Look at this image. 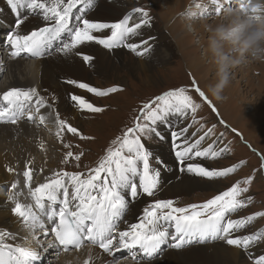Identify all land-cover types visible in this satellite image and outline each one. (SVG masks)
<instances>
[{
    "label": "snow or ice",
    "instance_id": "snow-or-ice-1",
    "mask_svg": "<svg viewBox=\"0 0 264 264\" xmlns=\"http://www.w3.org/2000/svg\"><path fill=\"white\" fill-rule=\"evenodd\" d=\"M219 14L223 10L221 0H214ZM231 3V0H227ZM6 5L15 14L14 28L7 34L6 43L10 48L11 58L28 54L32 57L51 55L54 42L59 46L55 53L68 55L75 52L82 55L81 46L95 43L107 50L126 47L137 56H145L152 51L149 42L153 37L129 42L139 35V30L150 24L149 12L143 7H136L115 22H101L88 18V9H92L95 0H5ZM79 15L74 18V10ZM240 11L250 22L264 20V6L253 4L252 0L240 4ZM138 15V22L133 15ZM30 15L38 16L42 24L27 32L21 28ZM75 19V23H73ZM246 26L244 24L229 33L230 37L240 40ZM108 30L110 34H98ZM259 34L250 33L244 41L249 47L257 41ZM85 62L94 58L83 55ZM67 85L86 90L97 97H104L121 90L118 87L100 88L75 79H67ZM192 87L203 100L211 105L207 95L193 79ZM69 99L79 111L100 113L103 107L96 106L88 98L75 92L69 93ZM53 105L36 87H11L0 92V123L18 124L21 120H38L44 124L48 116L41 109L52 108ZM198 103L189 94L186 87L165 90L159 95L143 103L138 114L133 118L131 126L126 127L121 135L111 141L103 156L94 167L86 172L68 171L64 168L56 170L45 177L44 182L33 183V161L25 163L22 172L23 189L18 193L20 181L11 183L7 200L12 202L11 214L30 230L35 246L28 243V238L18 237L9 231H0V264H38L42 259V251L55 249L57 256L61 251L80 249L85 242L97 246L102 253L115 257L123 250L132 253L133 258L152 261L163 252L168 244L174 249H181L192 243H205L208 240L223 241L244 253L264 244V232L240 234L257 217H264V211H257L246 217L233 219L232 214L246 208L252 197L246 196L254 177L238 179L225 190L219 191L201 203H189L178 206L173 199H155L161 182L163 161L156 158L147 142L156 136L163 140L158 131L160 125L170 121V117L187 118L189 113L195 119ZM213 110L215 108L213 106ZM57 127L56 136L63 141V134L70 133L82 140L92 139L83 136L77 127L60 117L59 111L54 114ZM186 126L172 131V149L180 173L191 174L207 180L224 178L236 171L238 165L224 168H209L197 162L196 158H216L228 151L227 147L219 151L213 145L201 147L202 142L213 132L208 128L203 135L194 141L189 140V128ZM43 147V145H41ZM71 149V144H65ZM78 147V145L76 146ZM83 152L68 150L62 163L69 164L74 159L79 167ZM241 164L244 162L241 161ZM9 172H15L9 167ZM45 170L40 169L43 173ZM260 171H264V163ZM19 175V174H17ZM26 189V199L30 203L20 202L18 196ZM143 197L154 198L136 217L135 222H128L126 217L130 205ZM125 224V227H121ZM41 237L51 239L47 248ZM11 241V242H9ZM252 264H264V254L249 255ZM84 264H96L90 255ZM139 264V262H138Z\"/></svg>",
    "mask_w": 264,
    "mask_h": 264
},
{
    "label": "rangeland",
    "instance_id": "rangeland-1",
    "mask_svg": "<svg viewBox=\"0 0 264 264\" xmlns=\"http://www.w3.org/2000/svg\"><path fill=\"white\" fill-rule=\"evenodd\" d=\"M99 1L100 0H95L94 7L87 10L88 18H93L95 14H97V12H100L99 10H97V8L99 7ZM169 1H171L173 4L177 2V0ZM202 1V6L198 7L197 10H193L191 14L192 16L196 14V17L193 16L196 21L209 19V25L204 26L203 24H201V26L204 27L200 29L198 38L196 37L195 40V36L193 37L195 33L192 32V35L186 32L188 36H185V38L188 37L187 39L189 42L192 40L190 42V46L195 51V60L199 61L195 64L198 65L201 70L208 71L207 82L209 86L215 85L217 83L219 79L218 73L221 66L223 64L228 65V82L219 93L221 97L219 99L220 101H216L212 97H209V93L207 92V94L205 92L201 82L192 74L191 71H189L187 63H190V59L192 58H188L185 55L179 53V47L176 46L178 38L176 36H173L171 31L173 25V23L171 22L174 19L169 20L168 27L165 26L168 30L164 27L162 19L159 15V10L163 9L162 12L167 11L166 2L164 0H160V2H158V5L156 6L153 3V0H127V2H124V4L128 3L126 5V7L128 8L125 14L131 12L133 8L143 7L149 12L151 17L150 24L142 27L139 30V35L133 38L140 40L153 37L154 39L149 41L152 44V47H156L159 45V47H162L163 50L165 49L164 54L167 56V58L164 61L157 60L158 57L154 56L151 58V52L149 53V56L148 54H146L145 56H137L136 53L132 52L126 47H121L110 51L111 58H113L114 61L116 60L117 62H119V60H121L123 62L125 60L126 62L142 58V60L151 61L149 63L152 64L153 68L147 72H144V70L137 68L127 69L118 64V69L115 70L114 73H109V75L105 77L101 74H98L97 72H92L93 77L90 78V80H87L89 81L90 85L100 88L118 87L121 89L104 97H97L93 94L87 93L86 90H80L77 88V92L84 93L86 98H88L96 106L103 107L104 111L100 113H91L78 110L75 113L73 109L74 106L73 104H71L72 109L70 108L69 110H66L63 114L61 112L60 117L62 119H66L70 124H72V126L77 127L83 134V136L91 137L92 139L82 140L79 136H74L70 133H64L63 141H61V139H58L61 144V148L55 149L52 146V140L53 138H55L57 132V127L54 122L55 111L51 110V108H48L49 110H47L46 115H49L51 117L52 125L49 129L46 128L44 130L47 142L46 144H43L42 148L44 151V157L48 159L51 157L53 158V160L57 161L55 164L56 166L54 165L52 166V168H50L52 172L61 168H64L68 171L79 170L82 172H86L88 168L94 167L99 158L104 155L105 150L110 145L111 141L114 140L117 136L121 135L122 131L126 127L131 126L133 118L138 114V109L143 103L152 99L154 96L161 94L165 90L183 86L189 89V94L193 97L196 103L200 105L195 114V119H193L191 113H189L186 119L178 118L175 116L170 117V121L168 124L164 123L165 125L162 124L158 128V131L161 133L164 139L161 140L158 137L153 136L147 142L148 147L153 152L154 156L158 157L159 160L163 158V154L169 156L172 163L176 165L174 166L175 169L173 170L178 171L176 158H174V151L172 149V137L170 135L171 131H178L180 128L190 125L191 127L189 128L188 138L189 140H195L196 138H198V136L192 134L199 133V135H203L204 131H206L208 128H213L214 126L213 132L205 139V141L202 142L201 146L207 147L209 144H212L213 150H216V148L219 146L220 149L227 147L228 151L226 153H222L220 156L212 160L210 159L211 157L202 159V164L206 167L217 169L229 167L232 165H238V167L235 172L230 173L224 178L207 180L198 177V180L203 182L209 181L210 183L220 182L222 187L220 186L221 188L218 190L219 192L231 186V184L238 179H244L248 176H253L254 179L249 187V192L245 194L246 196L252 197V202L246 208H243L238 212L232 214L231 218L236 219L246 217L254 212L264 211V171H260L261 164L264 163V111L262 112L260 108V106L262 107L263 105L262 96L259 93V88L263 86L262 80H264V43L260 45V48L257 49V54L254 56L250 51H244L243 53H241L240 51L241 49L245 48L244 41L247 39V37L236 40L234 37L229 36V33H231L233 29L238 28L243 24V21L246 20V16L240 11V4L242 2L246 3V0H231V3H228L227 0H221V3L223 4V10L219 14L215 12V8L217 7V5L214 0ZM252 3H254V0H252ZM203 5H206V8L203 9L204 11H201ZM3 6L5 7V4L0 3V23L6 22L4 18L9 19V26L6 24L8 28L6 30L0 31V44L4 45L5 48V43L2 40L4 37H6V32L13 28L14 15L3 8ZM78 12L79 6L78 9L74 10V18L76 15H78ZM187 12H190V10L185 9V13L182 12L183 14L176 15V20L181 19L179 17H182L183 19L184 15H186ZM125 14H123L121 17L123 18ZM258 14L264 15V12ZM97 17L98 16H96V19H98ZM138 19V15L134 14L133 21L138 22ZM102 20L105 21V19ZM106 21L108 22L111 20ZM73 23H75V19H73ZM184 24L188 25L190 29L192 28L190 24H186L185 22ZM245 31H247V29H245ZM183 33L185 34V32ZM183 33L180 31V35ZM203 35L205 36L206 45L205 43L200 44V37H202ZM133 38L130 40L131 42H133ZM58 43L59 41L54 42L52 53L55 52L54 48L59 45ZM86 53L87 55H89L87 51L85 52V54ZM121 53L123 57L121 56ZM207 54L208 57H206ZM96 58L99 59L98 56H96ZM210 59L214 60V62H211ZM36 60L37 59H35V57H29L25 60V63L29 66H32V64H34ZM82 62L88 69L90 67L93 68L92 65H89V62H85L84 60H82ZM8 71H4L1 73L0 84L5 83L4 81L6 79V76L8 77ZM193 79L196 81L197 85L200 88L202 87L201 90L205 92L208 100L211 101V105L207 101L203 100V98L200 97L192 87ZM63 81L65 83L66 80ZM34 83L35 85L37 84V82ZM43 93L44 97L47 99L54 92L48 89ZM229 94L232 98L231 100H234V103H236L237 106H242L244 108L245 114L250 111V108L257 105V112H249L246 114H250L252 117H256L255 119H257V123L258 121H260V123L257 124L258 129L257 126L254 127L255 131L252 134L254 141L246 139L245 136L238 129L229 124L221 114V104H223V102H228V100H225V97ZM67 101L72 103L70 100ZM213 106L215 108V111L213 110ZM241 118L243 117L239 116L240 121ZM32 122L36 123L35 121ZM36 126L40 125H37L36 123ZM65 144H71L73 147L71 149H67L64 147ZM44 145H46V150L44 148ZM77 145L78 147H76ZM68 150L73 151L74 154L81 151L84 153L81 157V160L78 162V168L77 162L74 159L69 164L62 163L65 153ZM161 161H163V159ZM241 161H243L244 163L241 164ZM164 164H166V162ZM166 166L169 169L170 164H166ZM40 169L41 168L35 170L34 177L41 183L44 182L46 173L45 171L41 173ZM17 174H19V171L16 172V175ZM179 176L192 177L191 174L187 175V173H182ZM170 182L172 181L170 180L169 183ZM218 192L215 189L210 188L209 190L207 188H205V190L197 188L196 190L189 192L190 194L188 193L181 195L177 194L176 196H166L159 188L155 197H157V199H173L176 201L178 206H183L189 203H201L218 194ZM18 193L20 192L18 191ZM143 198L145 199L147 197ZM150 201L151 200H148V202ZM30 202L31 200L29 198L28 203ZM21 227L22 228H20V230H28V234L26 233L27 235H24H26V237L28 238V243L32 246H35V241L32 239L30 230L27 229L23 224ZM0 229H2V227H0ZM257 231L264 232V217H257L255 220L250 222L247 228L242 230L240 234H253ZM41 240L45 248H47L49 238L47 240ZM84 246L86 247L87 244H85ZM165 246L166 244L163 246V248ZM51 250L56 251L55 249L51 248H49L47 252L41 250L42 259L41 261H39L40 264H47V260L51 256L49 255L51 253ZM61 252L59 253V255H61ZM71 252H73V250H69L65 253ZM127 254L130 253L123 252L122 254H117L118 256L115 255V257L112 258H121L119 263H114V261L111 260L110 263L106 264H126L128 260H132V258H128L130 255ZM260 254H264V244L250 249L248 253H244V256L242 257V264H252V261L248 258L249 255ZM161 257L162 256H159V259H162ZM133 260L138 263L139 258H135ZM78 264H84V261L79 260Z\"/></svg>",
    "mask_w": 264,
    "mask_h": 264
},
{
    "label": "bare ground",
    "instance_id": "bare-ground-1",
    "mask_svg": "<svg viewBox=\"0 0 264 264\" xmlns=\"http://www.w3.org/2000/svg\"><path fill=\"white\" fill-rule=\"evenodd\" d=\"M0 1L1 4H5V7L3 6V8L8 10L10 13H13L10 10V8L6 5L4 0H0ZM164 1L167 4V11L162 12L163 9L159 10V15L160 18L162 19L164 27L169 26L168 25L169 20H173V19L175 20L171 22L173 23L171 31H172V35L178 38L176 46L179 47V53L185 55L188 58L189 57L192 58L190 59L191 60L190 63H187L189 71H191L192 74L201 82L205 92L209 93V94L207 93L209 97H212L216 101L219 100L215 96H213L209 91V84L207 82L208 71L201 70L200 67L195 64L196 62L199 61L195 60L196 59L195 57L196 54H194L195 51L190 46L191 44L190 42L192 40L189 42L187 39L188 37L185 38V36H188V34H191L192 32L195 33L193 35V37L195 36L194 37L195 40L196 37L198 38V33L200 32V29L204 26L209 25V19L208 20L204 19L203 21H196L193 18V16L196 17L195 16L196 14L193 16L191 14L193 10H197L198 7L202 6L203 1L177 0L175 4H173L169 0H164ZM124 2H127V0H100L98 2L99 7L97 8V10H99L101 13L97 12V14H95V16L92 19H96V16H98L97 17L98 19L96 20H100V21H104L102 19H105V21L111 20L108 22H113L118 20L123 14L127 12L126 10L128 7H126V5L128 3L124 4ZM158 2H160V0H153V3L156 6L158 5ZM253 4H260L264 6V0H254ZM205 8L206 5L205 6L203 5L201 11H204L203 9ZM185 9L190 10V12H187V14L184 15L183 19L182 17H179L181 19L176 20L175 16L178 14H183L182 12L185 13ZM120 19H122V17ZM4 20L6 21L5 23L3 22L0 23V31L6 30L9 26L8 23L9 19L4 18ZM184 22L186 24H190L192 28L190 29L188 25L184 24ZM41 24L42 21L38 16L30 15L29 19L22 26L21 31L27 32L34 27L41 26ZM201 24H203L204 26H201ZM180 31L182 33L185 32V34L183 33L180 35ZM186 32L188 34H186ZM98 34H110V33L108 32V30H104L103 33H98ZM132 41L139 42V39L133 38ZM204 43L206 45L205 36L203 35L202 37H200V44H204ZM152 50H153L151 51L152 56H150L151 58L153 56L158 57L157 60H162V61H164L167 58V56L164 54L165 49L163 50L162 47H159V45L156 47H152ZM78 51H80L81 53L82 52L85 53L87 51L90 56H93L94 59L91 62H89L90 63L89 65L90 66L92 65L93 68L90 67L88 69L82 62L83 59L80 57V55H76L75 52L70 53L68 55L57 54L54 52L51 55L35 57V59L37 60L34 62V64H32V66H29L25 63V60L32 56L25 55V57L11 58L10 55L7 54V50L4 48V45L0 44V75L2 72L9 70L7 74L8 77L6 76V79L4 81L5 83L0 84V90L3 92L7 90L6 88L12 86L25 87V88L34 86L43 92L45 90L50 89L54 92L49 98H47V100L53 105L51 110H54L55 112L59 111V113L62 112L63 114L65 113L66 110H69L70 108L72 109L71 107L72 103L67 101L70 100L69 93L75 92L78 95L85 96L84 93L77 92V88H75L74 86L67 85L66 83H64L63 80L75 79L78 81L89 83V81L87 80H90V78L93 77L92 72H97L98 74H101L102 76L105 77L109 75V73L110 74L114 73L115 70L118 69L117 68L118 64L127 69L137 68L144 70V72H147L153 68L152 64L149 63L151 61L149 60L145 61L142 60V58L135 59L132 61H126V62L125 60L123 62L121 60H119V62L115 60L116 61L115 62L114 59L111 58V52H110L111 50L104 49L103 47L95 43L83 45L80 47ZM96 56H98L99 59L96 58ZM206 57H208V54L206 55ZM210 61L214 62V60L212 59H210ZM34 82H37V84L35 85ZM262 83L263 86L259 88V93L262 96L263 106L262 107L260 106V108L263 112L264 111V80H262ZM40 94L44 96L42 93ZM225 98H226L225 100H228V102L225 103L223 102V104H221L220 107L221 110L219 109L223 117L227 120L229 124H231L234 128L238 129L245 136L246 139L254 141L252 136L253 132L255 131L254 127H256L257 124L260 123V121H258L257 123L256 121L257 119H255L256 117H252L250 114L249 115L246 114L249 112H253V113L255 111L257 112L258 109L256 108L257 105L255 107L251 106L252 108H250V111L245 114L244 108L242 106L240 107L237 106V104L234 103L235 101L231 100L232 98L230 97V94L227 95ZM73 109L75 113L78 111L75 107ZM47 110L49 109L48 108L41 109V113L46 115ZM239 116L243 117L241 118V121L239 119ZM35 122L37 123V125L40 126H36V123L32 121H28L27 119L21 120L18 124L15 125L10 123H0V227H2V229L3 228L6 229L3 231L12 232L16 234L18 237H25L28 234V230H20V228H22L21 227L22 223L15 216L11 214L10 208L12 207V202L7 200V193L10 189L11 183L16 180H19L20 187L17 188L15 191L21 192V189H23V181H24L22 172L24 170L25 163L28 160L33 161L32 167L34 169V172H35V168H40L43 165L42 168L45 170V173L48 174L51 171L50 168H52V166H54L57 162L53 160V158H51L50 156L49 159L44 157L43 156L44 153L40 152V150L37 149L36 147V144H38L40 141L42 142L41 145L47 142L44 130L46 128L49 129L51 127L52 125L51 117L48 115V119L45 121L44 124H40L38 120H36ZM52 146L55 149L61 148L56 135L55 138H53L52 140ZM40 148L43 151V148L42 147ZM219 150L220 147L218 146L216 148V151ZM162 156L164 163L166 162V164L168 165L170 164L169 166L170 170L167 168V166L166 168L162 167L161 170V182L159 188L162 190V193L164 195L176 196L177 194L178 195L188 194L189 192L194 191L197 188L202 190H205V188L209 190L210 188V189H215L218 192V190L222 187L220 182H211V183L209 181L203 182V181H199L198 177L179 176L182 173H180L179 170L178 171L173 170L175 169L174 166L176 165L172 163L169 156L165 154H163ZM202 159H206V158H196L197 162L200 163L203 162ZM210 159L212 160L214 158H210ZM9 167L14 168L15 172L7 171ZM17 171H19V175H16ZM170 180L172 182L169 183ZM26 195L27 193L24 189L23 193L18 197L20 202L28 203V199H26ZM148 200H151V198L149 197L145 199L141 198L138 199L132 205H130V210L126 217V220L128 222H135L136 217L141 214L143 207H145L149 203ZM125 226H126L125 224H121L122 228ZM41 239L44 238L41 237ZM50 239L51 237H49V240ZM90 245L91 246L87 245L86 247L83 246L80 249H75L71 253H65L62 251L61 255L58 256L56 254V251L51 250V253L49 254L51 256L47 260V264H78L79 260L85 261L90 255L96 260V264L110 263L111 260H113L114 263H119L121 258L112 259L113 258L112 256L102 253V251L97 246H93L92 244ZM184 248L174 249L170 247L168 244H166V246L163 248V252L159 255L162 256L161 257L162 259H159V256H157L152 261L139 260L138 262L139 264H242L243 262L242 257L244 256V253L241 250H239L234 246H228L224 242H220V241L208 240L202 244L194 242L190 245L185 246ZM176 250H182V251H176ZM117 254L119 255V253ZM127 255H130L128 258H132V260L131 259L128 260L126 264H138L133 260L132 253ZM38 264L40 263L38 262Z\"/></svg>",
    "mask_w": 264,
    "mask_h": 264
},
{
    "label": "clouds",
    "instance_id": "clouds-1",
    "mask_svg": "<svg viewBox=\"0 0 264 264\" xmlns=\"http://www.w3.org/2000/svg\"><path fill=\"white\" fill-rule=\"evenodd\" d=\"M243 24L246 26L247 31L241 34L240 39H243L248 36L249 33H257L259 34V38L255 42V44L245 47L241 49V53L244 51H250L252 55L257 54V49L260 48V45L264 43V20L258 21V22H250L247 20L243 21ZM227 64H223L219 70V79L215 85L209 86V91L213 96H215L217 99H220V91L223 89L224 86H226L228 82V73H227Z\"/></svg>",
    "mask_w": 264,
    "mask_h": 264
}]
</instances>
